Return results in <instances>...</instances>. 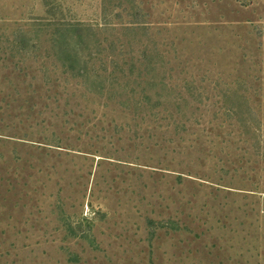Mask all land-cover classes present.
Segmentation results:
<instances>
[{"label":"rangeland","instance_id":"obj_1","mask_svg":"<svg viewBox=\"0 0 264 264\" xmlns=\"http://www.w3.org/2000/svg\"><path fill=\"white\" fill-rule=\"evenodd\" d=\"M0 264H264V0H0Z\"/></svg>","mask_w":264,"mask_h":264},{"label":"trees","instance_id":"obj_2","mask_svg":"<svg viewBox=\"0 0 264 264\" xmlns=\"http://www.w3.org/2000/svg\"><path fill=\"white\" fill-rule=\"evenodd\" d=\"M79 30V29H78Z\"/></svg>","mask_w":264,"mask_h":264}]
</instances>
